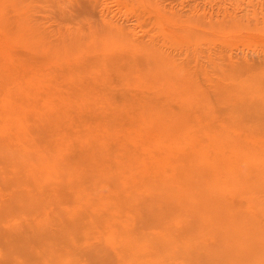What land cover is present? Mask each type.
I'll return each mask as SVG.
<instances>
[{"label":"rangeland","instance_id":"obj_1","mask_svg":"<svg viewBox=\"0 0 264 264\" xmlns=\"http://www.w3.org/2000/svg\"><path fill=\"white\" fill-rule=\"evenodd\" d=\"M0 264H264V0H0Z\"/></svg>","mask_w":264,"mask_h":264},{"label":"bare ground","instance_id":"obj_2","mask_svg":"<svg viewBox=\"0 0 264 264\" xmlns=\"http://www.w3.org/2000/svg\"><path fill=\"white\" fill-rule=\"evenodd\" d=\"M4 17H5V16H4ZM5 18H6V17H5ZM8 18H9V17H8ZM17 18H18V17H17ZM22 43H23V42H22ZM20 44H21V43H20ZM78 57H79V56H78ZM78 57H76V58H78ZM168 63H169V62H168ZM176 72H177V70H176ZM151 76H152V75H151ZM176 81H177V80H176ZM177 82H178V81H177ZM227 86H228V85H227ZM181 88H182V85H181ZM185 89H186V88H185ZM185 89L182 88V91L185 92ZM58 119H59V118H58Z\"/></svg>","mask_w":264,"mask_h":264}]
</instances>
